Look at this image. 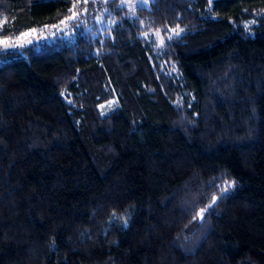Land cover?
<instances>
[{"label": "trees", "instance_id": "obj_1", "mask_svg": "<svg viewBox=\"0 0 264 264\" xmlns=\"http://www.w3.org/2000/svg\"><path fill=\"white\" fill-rule=\"evenodd\" d=\"M0 41V264H264V0H0Z\"/></svg>", "mask_w": 264, "mask_h": 264}, {"label": "snow or ice", "instance_id": "obj_2", "mask_svg": "<svg viewBox=\"0 0 264 264\" xmlns=\"http://www.w3.org/2000/svg\"><path fill=\"white\" fill-rule=\"evenodd\" d=\"M84 3H87V0H84ZM75 6H76V5H74L73 7H75ZM70 11H72V10L70 9ZM76 16H77V13L74 12V11H72V16L69 17L68 19H75ZM60 23H61V24H64L65 21L62 20ZM52 27H57V26H56V25H53ZM58 30H59V29H58ZM32 31L35 32L36 30L33 29ZM171 31H174V32H175L176 30H175V29H172ZM181 31H182V30H181ZM176 34L178 35L179 33L177 32ZM22 35H23V36H27V35H29V34H28V33H22ZM168 39H172V37H168ZM0 43H4L6 46L8 45V41H0ZM28 43H31V40H29ZM215 201H216V197H213V203H215ZM209 207H210V206H209ZM205 211H206V209H201L200 212L198 213V216H199L201 219H203ZM126 224H127V221H125V226H126Z\"/></svg>", "mask_w": 264, "mask_h": 264}, {"label": "rangeland", "instance_id": "obj_3", "mask_svg": "<svg viewBox=\"0 0 264 264\" xmlns=\"http://www.w3.org/2000/svg\"><path fill=\"white\" fill-rule=\"evenodd\" d=\"M131 7L143 4L147 0H125ZM115 104L113 101L108 102L102 106V113H107L114 108ZM199 217V216H198Z\"/></svg>", "mask_w": 264, "mask_h": 264}]
</instances>
